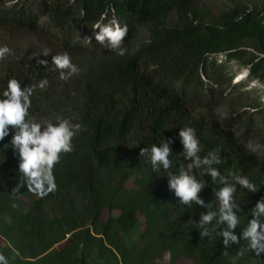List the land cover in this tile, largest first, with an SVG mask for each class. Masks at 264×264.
<instances>
[{
    "label": "trees",
    "instance_id": "1",
    "mask_svg": "<svg viewBox=\"0 0 264 264\" xmlns=\"http://www.w3.org/2000/svg\"><path fill=\"white\" fill-rule=\"evenodd\" d=\"M195 2L0 0V30L14 37L11 43L0 34V46L13 50L0 61V92L10 78L21 87L46 78V89L31 97V117L74 116L87 129L55 168L58 190L44 198L26 184L12 193L22 177L10 143L15 130L0 141V254L8 264H156L167 253L170 264L180 258L264 264V253L245 251L237 258L247 246L242 237L227 249L222 237L200 238L196 221L205 209L180 204L167 173L153 170L149 156L140 155L141 148L173 138L170 158L178 172L190 162L179 131L191 126L201 156L220 155L223 163L216 167L222 174H242L256 185L264 175V101L244 94L249 78L234 81L230 65L247 63L251 77L264 81V11L232 9L204 21ZM175 12L179 20L170 23ZM102 16L105 23L116 19L128 26L125 55L95 39L99 29L93 26ZM19 39L28 46L16 44ZM64 52L81 69L68 80L60 79L52 61ZM223 105L230 108L224 122L197 114L198 106ZM248 140L259 141L261 156L248 152ZM198 178L206 181L202 198L215 203L218 186L208 176ZM237 187L240 236L264 188L252 193Z\"/></svg>",
    "mask_w": 264,
    "mask_h": 264
},
{
    "label": "clouds",
    "instance_id": "2",
    "mask_svg": "<svg viewBox=\"0 0 264 264\" xmlns=\"http://www.w3.org/2000/svg\"><path fill=\"white\" fill-rule=\"evenodd\" d=\"M102 16L93 26L99 29L95 39L109 50L119 56L126 54L124 46L128 35V26L123 27L116 19L109 20ZM90 42V39H88ZM43 55L49 51L45 49ZM13 55V50L7 45L0 46V61ZM55 70L60 74L61 80H68L73 75H78L81 69L72 61L67 52L56 54L52 57ZM40 64L47 65L46 60H40ZM48 86L46 78L38 83L21 87V82L16 78H10L7 86L0 94V141H3L14 129L11 146L19 154V171L22 174L21 181L12 190L15 194L25 184L27 190L34 195L44 198L58 190L55 177V168L61 162L63 155L74 150L73 140L81 131H86L85 126L78 122L74 116L57 115L54 121H37L30 115L32 107L31 97L37 88L43 90ZM179 139L183 145V157L190 161L180 166L179 171L173 170L171 145L173 138H167L160 143H153L149 148L140 149V155H148L153 170L161 169L169 177V188L174 190L182 205L191 207L193 204L205 211L200 213L199 221H196V229L200 238H223V245L227 249L231 244H240L241 237L246 241V249L237 252V258H242L245 251L254 252L258 257L264 253V198H261L251 209L252 219L248 220L240 236L236 229L241 225V211L237 201V191L246 189L255 193L259 187L247 176L229 172L222 174L216 165L223 163L216 151H209L201 156L202 146L196 130L191 126L180 128ZM251 151L258 152V146H249ZM198 170V175L193 171ZM208 176L214 188L213 201L206 202L200 193L206 187V181L198 178ZM227 255V252H225ZM0 264H8L3 254H0ZM235 264V258L233 261Z\"/></svg>",
    "mask_w": 264,
    "mask_h": 264
},
{
    "label": "rangeland",
    "instance_id": "3",
    "mask_svg": "<svg viewBox=\"0 0 264 264\" xmlns=\"http://www.w3.org/2000/svg\"><path fill=\"white\" fill-rule=\"evenodd\" d=\"M195 6L199 11V17L202 18L204 21H211L218 18L223 12L230 11L232 9L238 8H245L247 10H253L255 8H259L262 12L264 11V0H196ZM193 12H189V17L192 16ZM178 13L175 12L171 15L169 21L173 23L178 21ZM198 19L195 20L197 22ZM6 32L0 30V34L3 35ZM8 35L7 41L13 42L14 37L11 36L10 33H6ZM16 44L22 47H27L28 44L25 40L19 39ZM15 44V45H16ZM230 65L234 68L235 78L234 81L239 79H246L249 78L248 86L245 90H243L244 94L247 96H251L252 98H256L258 100L264 101V81L262 78L253 76L251 77L249 73V68L247 63H241L238 61L231 60ZM248 80V79H247ZM198 111L197 114L205 117L207 120L210 121H218L224 122L230 113V108H226V105L218 107L216 109L205 108L202 106L197 107ZM249 146L257 147L260 149L262 145H260L258 140H248L247 141V148L248 152L256 153L261 156L260 150L258 152L251 151ZM262 164H264V159L262 160ZM259 190L264 188V175L261 177L259 182L257 183ZM134 236V233H133ZM171 256L167 253L164 257L159 258L156 261V264H170ZM178 264H194V261L191 259L180 258L178 260Z\"/></svg>",
    "mask_w": 264,
    "mask_h": 264
}]
</instances>
